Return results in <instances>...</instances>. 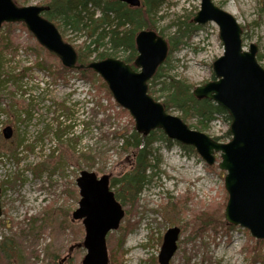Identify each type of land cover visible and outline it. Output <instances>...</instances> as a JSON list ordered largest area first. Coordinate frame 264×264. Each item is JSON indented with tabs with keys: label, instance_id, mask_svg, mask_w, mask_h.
Instances as JSON below:
<instances>
[{
	"label": "rangeland",
	"instance_id": "rangeland-1",
	"mask_svg": "<svg viewBox=\"0 0 264 264\" xmlns=\"http://www.w3.org/2000/svg\"><path fill=\"white\" fill-rule=\"evenodd\" d=\"M14 1L20 6L45 3ZM213 2L236 18L243 28L244 49L255 44L257 61L264 68V0ZM199 5L200 0H167L155 12L156 31L167 39L179 23L194 24ZM53 22L77 52L85 39L83 32ZM5 24L13 25L14 40L0 55V242L9 239L12 252L18 253L0 264H80L86 250L77 244L84 229L80 222L71 221L80 198L76 178L81 170L98 177L110 173L112 184L122 175L130 161L119 133L128 131V135L134 125L127 110L122 108L126 111L122 113L121 107L106 99L105 91L99 89L104 80L98 74L89 81L76 69L58 70V58L49 57L23 23ZM5 24L0 36L6 34ZM198 27L186 45L169 59L167 55L163 65L169 76L191 86L190 91L214 79L212 63L223 53L217 25L208 22ZM106 51L110 52L99 47L89 61ZM126 54L118 51L112 57L124 59ZM160 81L153 89L162 102ZM169 112L181 114L176 108ZM185 123L192 125L195 120L188 118ZM6 126L12 129L9 138L2 132ZM228 128L229 122L219 115L203 132L226 142ZM151 151L155 167L149 171L150 182L136 197V207L117 199L125 214L119 227L106 235L108 264H159L163 235L173 226L179 228V235L169 264H264V240L259 253H249L257 239L246 228L225 220L228 193L226 172L218 166L219 153L216 162L208 165L193 148L165 136L152 143ZM88 154L90 159L80 158ZM111 190L118 194L119 185ZM181 197H185L179 200L182 206L176 203ZM214 205L219 206L221 218L216 228L194 232L192 212ZM122 240L123 254L112 261L116 242Z\"/></svg>",
	"mask_w": 264,
	"mask_h": 264
},
{
	"label": "water",
	"instance_id": "water-1",
	"mask_svg": "<svg viewBox=\"0 0 264 264\" xmlns=\"http://www.w3.org/2000/svg\"><path fill=\"white\" fill-rule=\"evenodd\" d=\"M138 7L140 0H118ZM46 5L18 6L13 0H0V27L3 23H24L36 41L55 54L63 67L87 68L106 83L113 100L127 110L134 129L141 135L160 129L166 137L194 147L208 165L219 153L220 169L225 170L224 186L228 199L224 209L227 223L249 230L255 239L264 240V68L256 58L257 47H243V29L236 18L213 0H200L193 22H213L223 53L212 63L214 79L193 90L197 98H206L222 107L230 117L231 138L223 143L190 128L179 116L167 112L163 104L148 93V81L166 60L168 43L152 29H141L135 35L134 69L123 60L107 57L77 64L74 47L64 41L55 24L43 16ZM3 136L12 129L6 126ZM79 201L71 218L81 221L86 253L81 264H108L106 235L116 230L124 216L121 204L109 187V175L97 176L81 170L76 179ZM2 211L0 206V217ZM178 227H170L163 235L158 254L159 264H169L177 250ZM80 246V244L78 245Z\"/></svg>",
	"mask_w": 264,
	"mask_h": 264
},
{
	"label": "trees",
	"instance_id": "trees-1",
	"mask_svg": "<svg viewBox=\"0 0 264 264\" xmlns=\"http://www.w3.org/2000/svg\"><path fill=\"white\" fill-rule=\"evenodd\" d=\"M140 1V6L131 7L118 0H45L44 4L49 9L43 15L51 21L62 23L63 26L71 28L73 31L83 32L85 39L79 45L80 47L77 51L78 64L88 63L90 56L99 47H104L110 52L98 53L97 59L112 57L118 51H123L127 53L123 61L133 65V60L137 55L134 41L135 35L141 29H153L156 31L154 22L155 12L162 4L167 2V0ZM5 26V35L7 36H0V55L3 53L4 48L14 40L10 34L13 30V25L5 24ZM184 26L185 28H183ZM198 28V26L188 21L178 24L175 32L167 38L169 46L168 59L173 51L187 44L192 34ZM158 33L161 35V32ZM47 55L51 58L56 57L50 52ZM163 65L158 67L154 77L148 82V89L149 94L155 100H158V97L155 96L157 91L153 89V86H155L157 80L161 79L159 90L164 93V100L161 103L167 112H169V108H176L180 111L179 117L184 122L188 118H194L195 123L189 125V127L202 132L208 129L210 124L219 115H223L228 122L230 121L228 114L222 107L209 99L194 96L193 92L190 91L191 86L185 84L181 79L169 76L165 72V66ZM55 67L62 71L65 69V67L58 64ZM77 71L81 78L83 77L89 81H93L96 77L95 73L90 69L82 68ZM101 87L99 89L105 91L106 99L115 106H118L112 102L111 93L104 82L101 83ZM99 104L103 106L101 103ZM120 110L122 113H126L122 108ZM130 120L131 124H133L132 118ZM127 133L128 131L119 133V138L121 140V147L124 148L129 156V167L122 175L114 178L112 184L110 179V186L119 185V193L115 194V198H119L123 202L127 201L134 209L136 207V197L150 182L149 171L155 167V164L150 162V155L152 154L151 145L153 142L164 138V134L161 130L157 129L144 136L137 133L133 127L128 135H126ZM226 135L227 138L230 137L229 129H227ZM214 139L219 140L218 137ZM80 158L90 159L91 156L90 154L80 155ZM218 208V205H214L209 208L194 210L192 212V222L195 225L194 232L200 231L203 228L206 229L207 227L215 229L216 224L221 219L217 214ZM8 240L6 238L0 242V260L16 257L18 253L17 250L14 253L12 252L13 246ZM112 242L113 238L111 237L110 243L112 244ZM122 242L123 240L116 242V253L112 254V261L122 256ZM262 243L261 240L255 241V245L257 246L252 247L253 249L249 248V253L253 255L257 252L259 253V245Z\"/></svg>",
	"mask_w": 264,
	"mask_h": 264
},
{
	"label": "bare ground",
	"instance_id": "bare-ground-1",
	"mask_svg": "<svg viewBox=\"0 0 264 264\" xmlns=\"http://www.w3.org/2000/svg\"><path fill=\"white\" fill-rule=\"evenodd\" d=\"M192 21H193V19H192ZM182 23H183V22H182ZM193 23L196 24L195 22H193ZM207 23H208V22H207ZM205 24H206V23H205ZM203 25H204V24H203ZM196 26H199V25L196 24ZM183 28H185V26H184ZM161 36H162V35H161ZM162 37H163V36H162ZM163 38H164V37H163ZM166 40H167V39H166ZM168 52H169V51H168ZM136 54H137V52H136ZM56 57H57V56H56ZM57 58H58V57H57ZM135 58H136V57H135ZM58 60H59V59H58ZM134 60H135V59H134ZM134 60H133V63H134ZM59 62H60V60H59ZM60 64H61V62H60ZM163 64H164V63H163ZM163 64H162V65H163ZM61 65H62V64H61ZM132 66H133L134 69H137V68L134 66V64H133ZM154 75H155V74H154ZM153 77H154V76H153ZM148 87H149V84H148ZM169 113H170V112H169ZM184 199H185V197H181V198H179V199L176 200V203L180 204V203H179V200H182V201H183ZM182 201H181V202H182ZM180 206H182V205L180 204ZM196 206H197V208H198V207H201V203H200V201L196 204ZM182 209H183V208H182Z\"/></svg>",
	"mask_w": 264,
	"mask_h": 264
}]
</instances>
